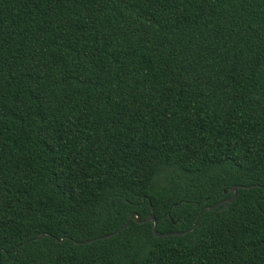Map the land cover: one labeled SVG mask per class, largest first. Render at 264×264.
Segmentation results:
<instances>
[{
    "label": "trees",
    "instance_id": "1",
    "mask_svg": "<svg viewBox=\"0 0 264 264\" xmlns=\"http://www.w3.org/2000/svg\"><path fill=\"white\" fill-rule=\"evenodd\" d=\"M0 264H264V0H0Z\"/></svg>",
    "mask_w": 264,
    "mask_h": 264
},
{
    "label": "water",
    "instance_id": "2",
    "mask_svg": "<svg viewBox=\"0 0 264 264\" xmlns=\"http://www.w3.org/2000/svg\"><path fill=\"white\" fill-rule=\"evenodd\" d=\"M248 188H251V186L236 185V186H233L232 188H230V191L233 193V195L230 198L225 200V205L223 206V209H225L228 206V204H230L236 198L238 189H248ZM219 205H220V203H217V204H215L213 206H205L204 208H202L200 210V212H199V214H198L193 226L189 230L183 231V232H171V233H162L161 234V233L157 232V220L155 219V217L153 215H149L145 219L140 220V217H139V215L137 213H132L129 216L128 221L126 222L125 225H127L132 219L134 220V222H136L138 224L153 222L152 232H153L154 236H156V237H167V236L183 235V234L187 233L188 231H192L194 229V227L198 223V220H199L200 215L202 214L203 210H205V209L213 210L214 208H216ZM125 225L122 226L119 230H117L114 233H111V234H108V235H105V236H102V237H99V238H95V239H93L91 241H96V240L112 237L113 235L118 233L123 227H125ZM42 236L43 235H39L37 237V239L42 238ZM85 243H88V242H78V244H85Z\"/></svg>",
    "mask_w": 264,
    "mask_h": 264
}]
</instances>
